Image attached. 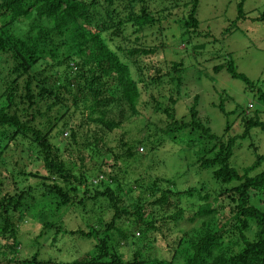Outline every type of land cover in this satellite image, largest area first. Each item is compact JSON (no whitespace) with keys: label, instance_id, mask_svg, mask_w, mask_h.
<instances>
[{"label":"trees","instance_id":"1","mask_svg":"<svg viewBox=\"0 0 264 264\" xmlns=\"http://www.w3.org/2000/svg\"><path fill=\"white\" fill-rule=\"evenodd\" d=\"M151 1L128 0L124 6L127 15L123 16L120 7L118 10L113 7L117 0H0V175L3 176L5 155L11 145L22 140L29 141L37 150L45 171L44 175L28 174L38 182L21 189L12 177L11 184L0 179V239L6 242L10 254L18 253L17 224L25 219V212L31 205L34 206L37 193L40 192L39 196L49 198V203L53 201L52 206L57 209L69 205L72 209L80 207L85 212L86 201L103 200L113 211L108 222L98 218L95 225H87L86 231L80 228L63 230L68 235L93 240L94 246L83 259L61 264H264V207L256 208L249 194L250 191L264 193V170L256 173L264 160L262 145L250 142L247 146L255 155L254 162L249 166L239 171L231 165L235 149L241 146V141L250 138L252 133L254 137L260 134L264 136V76L262 81H250L236 70L230 53L224 54L223 64L213 66L215 74L225 70L232 79L244 83L245 89L254 93L252 97L257 104L234 106L228 110L225 106L232 98L223 91L218 104H211L225 118L223 133L218 135L210 128L212 119L201 116L197 109L199 96H193L188 108L184 103L179 106L183 89L181 79L171 78L169 74L163 78L157 71L149 84L154 88L167 82L170 88L162 98L165 101L162 103L150 93L153 103L148 106L143 104L142 107H149L154 118L161 117L158 120L165 125L151 127V135L140 140H132L122 131L124 125L132 123L137 117L138 100L147 88V82L132 76L130 67L119 57L120 47L117 46L114 51L109 43L116 38L126 40L127 29L135 35L146 29L158 30L170 13L163 16L159 11L152 12ZM197 2L191 0L182 6L186 12L180 21L183 24L181 36L188 38V41L194 38L192 35L196 36L199 29L195 18ZM244 2L239 0L236 5L237 18L232 28L239 20L247 19L243 11ZM169 5L170 8H177L178 2L171 0ZM162 11H166V8ZM32 18L46 24V28L39 26L42 40L38 39V35L31 34L23 41L16 40L9 28ZM251 20L264 22V12ZM53 35L65 40L61 45L67 49L65 54L58 55L55 47L49 51L45 47L53 45ZM179 43L192 50L201 48L181 41ZM127 53L147 54L145 50L138 49L128 50ZM213 54L212 51L210 55ZM219 57L222 58L221 55ZM38 63L44 66L41 72L47 71V68L51 70L55 78L52 87L43 86L30 73ZM63 66L67 69L65 75L58 72V68ZM177 67L180 65L174 62L173 68ZM136 72L142 71L137 69ZM110 75L115 77V81L111 80L113 83L106 85L102 79ZM260 84L261 88L258 87ZM66 107L80 115L74 129V126L68 127L69 120L65 119L67 113L61 114ZM179 107L184 108L186 113L179 116ZM54 110L58 111L55 116L51 113ZM113 111H116L117 118ZM232 115L239 116L241 134H229L233 126L229 118ZM44 116L48 120L45 125H41L37 120ZM61 120L63 122L58 133H53ZM87 125H100L99 129L103 132L95 136L96 132H93L92 140L88 141L90 133ZM41 126H44L43 130ZM66 129L70 134L64 151H75L83 144L90 151L91 159H94L101 155V145L105 147L103 151L110 153L123 170L106 175L101 170L102 161L95 164L93 169H79L76 173L74 164L64 161L60 149L55 145L56 136L63 135ZM116 129L123 133L118 135L119 148L113 154L104 139ZM137 147L145 148L150 162L155 167L159 166L160 170L166 169L167 163L171 161H157L156 153L161 152L163 147H169L168 158H183L190 162L186 165L188 168L196 166L197 169L210 171L214 183L220 185L219 191L209 192L206 182H198L195 186L187 185L183 192H175L172 188L176 186V176L167 177L166 174L156 173L157 177L139 174L133 177L134 171L130 169L129 163L138 164L144 158L137 152ZM21 174L26 176L25 173ZM145 178L153 179L146 187L143 184ZM11 185L13 188L7 190V186ZM139 191L141 194L134 195ZM124 197H127L129 206L120 208ZM174 198H178V203H173ZM182 198L185 200L180 204ZM226 201L230 205V216L222 215L225 221L220 223L216 214L225 207ZM188 203L189 207L186 206ZM213 203H218L219 208L214 209ZM171 207L174 209L169 212ZM188 209L193 211V216L186 220L193 223L200 219L199 226L185 232L180 230L182 239L171 251L170 258H158V251L152 245L156 241L155 235L163 226L157 225L155 217L160 213H169L161 215L162 221L167 220L168 224L175 226L185 220V210ZM145 214L152 219L143 225L141 231V236L147 240L144 244L147 247L146 254L142 252L141 249L145 250V246H142L141 249L133 250L126 259L124 250L128 244H121L120 241H126L129 234L118 225L119 220L135 217V220L142 221ZM53 226L55 224L49 223L47 228ZM228 226L231 227L229 231ZM149 233L154 234V237H147ZM227 233H231L228 243L224 241ZM9 241L11 245L7 244ZM6 263L42 264L35 256L24 259L12 257ZM49 263L55 264L52 260Z\"/></svg>","mask_w":264,"mask_h":264},{"label":"rangeland","instance_id":"2","mask_svg":"<svg viewBox=\"0 0 264 264\" xmlns=\"http://www.w3.org/2000/svg\"><path fill=\"white\" fill-rule=\"evenodd\" d=\"M114 2L113 7L118 10L120 7L121 14L127 15V11L124 10L125 4L128 0H117ZM178 2L177 8H170L171 0H152L149 4L151 11H159L163 16L170 13L166 18V21L162 22L159 29H146L139 35L131 34L130 29H127L125 33L126 40L116 38L114 42H110L111 48L116 51L117 46L120 47L118 52L122 62L126 63L130 67L132 76L135 79L146 80L147 88L143 93L140 94L138 100V115L132 123L124 125L122 131L126 132L132 140H140L148 137L152 133L151 127L164 126V122L154 118V115L149 107L143 108V104L150 105L153 103L150 99V93H152L162 103L163 97L169 91L170 86L167 82L161 85H150V78L156 75L158 71L163 78L166 75H170L171 78H180L183 85L182 94L180 98L179 106H183V103L188 108L192 103L193 96H199V104L197 105L200 115L207 116L208 120L212 119L210 128L213 133L221 135L223 133V126L225 118L220 114L218 109L213 106L217 105L221 99L223 91L232 98V101L226 104L225 108L231 110L234 106L245 107V104L257 105L252 97L254 93L246 90L244 83L240 80L232 79L225 70H222L218 74H215L212 70L216 64L224 63V54L230 53L231 58L234 62L236 70L239 73L244 74L250 81L256 83L262 81L264 76V22H254L251 19L257 17L259 14L264 12V0H245L243 11L247 17L246 20H239L234 28L232 23L237 18L236 5L239 0H198L195 18L199 23V29L196 36L188 41V38H183V24L180 23L182 17L185 16L184 4H189L191 0H176ZM139 5V3L137 2ZM105 6V5H104ZM166 8V11H162ZM187 10L189 7L186 8ZM39 26L46 28V24L37 19H29L24 23L18 22L10 27L9 30L12 32L13 37L18 41H23L28 37L29 34L38 35V39L42 40L43 35L40 33ZM50 27V26H49ZM54 34V33H53ZM50 38V37H49ZM66 38V37H65ZM64 39L58 38V36H52L53 45H45L47 50L55 47L58 55L65 54L67 49L62 47ZM185 43L189 46H200L194 50L191 47L182 45ZM203 46V47H202ZM138 49L140 51L145 50L147 54H131L127 53L128 50ZM213 51V56L211 52ZM196 52L197 54H195ZM222 56L219 57V56ZM213 59V60H212ZM209 60V62H208ZM176 62L180 67L173 68V63ZM196 66V67H195ZM44 66L39 63L33 66L30 70L36 81L43 83V86L47 88L52 87L55 78L52 77V72L47 68V71L41 72ZM137 69L142 72H136ZM181 69V72L179 71ZM67 69L65 66L59 67L58 72L62 75L66 74ZM22 79V78H21ZM115 81V77L110 75L104 77L102 82L106 85H110ZM6 81V80H5ZM261 88V84L258 86ZM174 92V91H173ZM230 98V99H231ZM253 98V99H252ZM214 104V105H211ZM44 110V108L42 109ZM246 110V109H245ZM253 110V109H252ZM248 111V110H247ZM252 111L248 113L251 114ZM55 116L58 111L54 110L51 112ZM67 113L69 126L75 128V125L79 123V113L74 109L63 108L61 114ZM178 115L181 116L186 113L184 108L179 107L177 111ZM129 115L128 113H125ZM113 115L117 118L116 111H113ZM66 116V115H65ZM165 117H162L164 119ZM230 121L233 122L232 129L229 134H241V128L239 126V116H230ZM264 121V115H262ZM47 117L44 116L37 120L40 121L41 125L47 123ZM63 121H59L53 133H58L59 127ZM155 123V125H153ZM149 125L146 127V125ZM100 125H87V131L90 133L88 141H91L93 136L92 133L96 132L98 135L103 130L99 129ZM42 130L44 126L40 127ZM63 135L56 136L55 145L60 149V155L64 161H69L74 164L75 172L78 173L79 169L90 170L94 168L95 164L101 163V170L106 175L117 174L123 170L120 167L119 162L113 160V156L107 151H103L105 147L99 145L101 155L97 158L91 159L90 151L85 146L80 145L75 151H64L67 146L66 141L69 137L68 129L64 130ZM121 130L116 129L109 136L105 137L104 142L107 147H110V151L113 152L119 148V134L123 133ZM67 135V136H66ZM110 139H107V138ZM81 142V141H79ZM250 142H256L257 146L262 145V152L264 149V136L258 135L254 137V133L251 134L250 138L241 141V146L235 149L234 156L231 159V165L239 171L243 167H247L254 162L255 155L250 151L247 146ZM168 146V145H167ZM238 146V145H237ZM137 152L144 158L142 162L135 164L129 163L130 169L134 171L133 177L142 174L146 177L153 176L156 173L166 174L167 177L176 176V186L172 189L175 192H183L187 185L195 186L198 182H206V188L209 192L220 189V185L214 183L211 172L203 170L202 168L197 169L196 166L188 168L186 165L190 163L183 158L172 159L168 158L169 147H163L161 152L156 153L157 161L164 159L169 160L171 163H167L166 169L160 170L159 166H153L149 160V154L145 148L137 147ZM171 149V148H170ZM105 153V155L103 154ZM117 153V152H116ZM166 155H163V154ZM6 167H2L1 171L3 176L0 175V179L11 184L12 177L18 183L19 189L25 188L28 185L33 186L35 182H38L36 178L29 177L28 174L40 173L45 174L43 164L38 159L37 150L29 144V141L22 140L17 144H12L9 151L5 155ZM125 166V165H124ZM126 167V166H125ZM136 167V169H135ZM6 169V171H4ZM202 169V170H201ZM264 170V160L261 162L256 173ZM25 173V177L21 174ZM21 174V175H20ZM91 172H89V175ZM156 176V175H155ZM92 175H90V178ZM157 177V176H156ZM153 180V179H152ZM151 178H145L144 186L150 184ZM13 181V180H12ZM199 183V184H200ZM13 187L7 186V190H11ZM139 192L134 195L137 196ZM141 194V193H140ZM250 198L252 204L259 209L264 207V193L258 191H250ZM38 198L34 202V206L25 212V219L17 224L16 239L18 240L19 247L17 248V254H10V250L5 246V241L0 239V264H7L6 261L9 258L24 259L30 256H35L42 264H50V260L54 261L55 264H61L63 262H74L81 260L92 251L94 242L93 240L83 239L77 236H71L66 234L63 230H76L77 228L87 230V225H95L98 218L108 222L113 213L111 208H108L107 201H86V211H82L80 207L78 209H72L69 205L61 207L59 209L54 208L49 203V198L45 199L37 193ZM127 197H124L120 203V208L129 206ZM185 198L180 201L183 204ZM49 203V204H48ZM173 203H178V198L173 199ZM187 207L190 204H186ZM214 209H218V203H213ZM230 205L226 201L225 207L216 214V219L220 223H224L222 215L229 217ZM100 209L101 213L98 212ZM174 208H169V212ZM147 211V210H146ZM193 211L185 210V220L181 221L177 225L168 224L169 221L163 222L162 214L169 215V213H160L157 215L156 221L160 228V232L155 235L156 241H153L154 248L158 251L157 257L163 259H169L171 251L175 249L180 239H182V233L180 230L188 231L192 228H197L200 224V219H196L193 223L186 220L187 217L193 216ZM152 219L145 214L142 221L139 219L135 220L133 217L130 220H119L118 225L122 226L125 233L129 234L126 241L121 240L120 243L127 242L125 251V258H129L130 253L135 249H141L147 241L141 236L143 225L150 222ZM14 221V219H13ZM49 223L55 224V226L47 228ZM168 228V229H167ZM59 229V232L58 230ZM231 230V227H227V231ZM58 232V233H57ZM57 234V235H56ZM250 234V232L248 233ZM230 234H226L224 241L229 242ZM237 239H238V234ZM153 236L154 234L149 233L147 237ZM250 237V235H247ZM119 240V238H116ZM152 240V237L151 239ZM132 242V243H130ZM135 242V243H134ZM134 243V244H133ZM4 244V245H3ZM7 244L11 245L9 241ZM126 245V244H125ZM4 246V247H3ZM147 247L145 246L146 251ZM146 254V252H145ZM13 264V263H12Z\"/></svg>","mask_w":264,"mask_h":264},{"label":"built area","instance_id":"3","mask_svg":"<svg viewBox=\"0 0 264 264\" xmlns=\"http://www.w3.org/2000/svg\"><path fill=\"white\" fill-rule=\"evenodd\" d=\"M250 107V106H249Z\"/></svg>","mask_w":264,"mask_h":264}]
</instances>
